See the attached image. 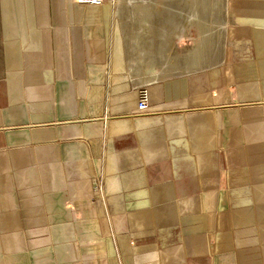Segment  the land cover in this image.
<instances>
[{
  "label": "crops",
  "instance_id": "crops-1",
  "mask_svg": "<svg viewBox=\"0 0 264 264\" xmlns=\"http://www.w3.org/2000/svg\"><path fill=\"white\" fill-rule=\"evenodd\" d=\"M39 2L43 44L7 42L0 76V264H264V124L225 105L224 70L106 47L111 0ZM214 8L264 77V0Z\"/></svg>",
  "mask_w": 264,
  "mask_h": 264
},
{
  "label": "rangeland",
  "instance_id": "rangeland-1",
  "mask_svg": "<svg viewBox=\"0 0 264 264\" xmlns=\"http://www.w3.org/2000/svg\"><path fill=\"white\" fill-rule=\"evenodd\" d=\"M22 1L0 0V76L6 69L7 42L19 40L21 47H33L32 44L41 47L43 44L41 36L27 33L41 3L39 0L36 4ZM111 1L108 18L97 25V29H103L106 34L95 36L107 40L106 47L116 46L119 33L121 47H131L130 50L132 47L135 50L136 47H162L178 59H184L185 50L192 52L194 76L204 72L202 64L205 63L210 65L207 68L215 75L224 70L227 80L225 105L232 103L236 110H244V116L239 117V120H245L242 122L264 124V77L261 76L259 58L255 47L247 44V39L243 40L237 24L235 34L233 28L223 30L229 28V20L221 21L219 18L224 13L214 8L219 0H133L127 5ZM88 29L84 26L85 41L90 40ZM53 40L57 42V37ZM237 46L243 47L240 59L236 58ZM218 64L220 67L216 68ZM233 91L236 96L232 95ZM259 232L258 228L257 235ZM6 246L0 244V258L4 260L7 259ZM257 248L262 250L263 246Z\"/></svg>",
  "mask_w": 264,
  "mask_h": 264
},
{
  "label": "built area",
  "instance_id": "built-area-1",
  "mask_svg": "<svg viewBox=\"0 0 264 264\" xmlns=\"http://www.w3.org/2000/svg\"><path fill=\"white\" fill-rule=\"evenodd\" d=\"M105 0H76L77 5L79 6H101L103 5ZM149 94L141 93L139 97V101L137 104V109L140 112H147L150 106Z\"/></svg>",
  "mask_w": 264,
  "mask_h": 264
}]
</instances>
